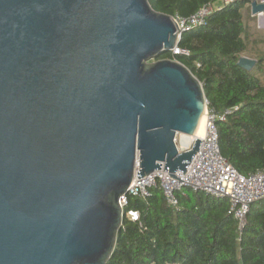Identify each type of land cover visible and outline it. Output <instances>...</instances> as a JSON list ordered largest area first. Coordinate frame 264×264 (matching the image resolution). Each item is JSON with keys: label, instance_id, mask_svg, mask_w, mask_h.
<instances>
[{"label": "water", "instance_id": "95a60500", "mask_svg": "<svg viewBox=\"0 0 264 264\" xmlns=\"http://www.w3.org/2000/svg\"><path fill=\"white\" fill-rule=\"evenodd\" d=\"M178 34L148 0H0V264H106L135 160L138 179L185 174L201 141L179 154L174 138L207 101L156 60Z\"/></svg>", "mask_w": 264, "mask_h": 264}, {"label": "trees", "instance_id": "16d2710c", "mask_svg": "<svg viewBox=\"0 0 264 264\" xmlns=\"http://www.w3.org/2000/svg\"><path fill=\"white\" fill-rule=\"evenodd\" d=\"M259 1L148 0L155 12L180 18L217 5L205 27L180 36L178 48L188 56L166 53L158 59L187 68L202 84L207 108L216 116L230 112L224 122H215L218 147L243 177L264 171V82L237 65L251 37L242 10ZM248 19L255 23L254 17ZM263 63L259 55L256 71H263ZM175 196L176 210L166 205L158 187L144 200L130 198L126 210L138 211L139 223L123 220L106 264H264V199L250 206L239 232L227 198L189 187Z\"/></svg>", "mask_w": 264, "mask_h": 264}, {"label": "built area", "instance_id": "2783aa9c", "mask_svg": "<svg viewBox=\"0 0 264 264\" xmlns=\"http://www.w3.org/2000/svg\"><path fill=\"white\" fill-rule=\"evenodd\" d=\"M228 1L223 0V3ZM216 7V4L204 6L188 18L172 17L179 28L178 38L180 39V36L185 32L205 27L208 17ZM171 54L173 56H188L186 51L178 47L172 50ZM229 113L226 111L222 115L216 116L206 106L204 134L200 139L199 149L186 167L184 175L182 172L176 171L174 176H169L168 170L164 171L162 165L160 170H155L152 174L138 179L139 161L135 160L132 183L127 193L118 201L123 212V220L132 223H139L140 220L138 211L126 210L130 198L144 200L148 197L151 188L158 187L163 194L166 205L176 210L178 201L175 193L184 187H189L194 191L204 193L206 196L227 198L230 210L237 221V229L239 232L242 231L250 206L254 202L264 199V171L243 177L221 156L215 122H224ZM195 140L194 136L176 134L174 144L177 152L180 154L190 151Z\"/></svg>", "mask_w": 264, "mask_h": 264}, {"label": "rangeland", "instance_id": "374dc122", "mask_svg": "<svg viewBox=\"0 0 264 264\" xmlns=\"http://www.w3.org/2000/svg\"><path fill=\"white\" fill-rule=\"evenodd\" d=\"M259 2H261V0ZM246 9L247 8L243 9L242 12H243L244 20L249 26L251 37L248 41V49L244 54H242L241 57L255 61V65L251 68L250 72L256 75L259 79H261L264 82V63H263V71L260 72V71H256L255 69L256 61L259 55L264 56V43H262V41L264 40V16L259 18L258 15H255L256 16L255 17L251 14L250 10L248 11ZM249 17H254L255 23L250 22V20L248 19ZM154 61L155 60H152L150 62H154Z\"/></svg>", "mask_w": 264, "mask_h": 264}, {"label": "bare ground", "instance_id": "6f19581e", "mask_svg": "<svg viewBox=\"0 0 264 264\" xmlns=\"http://www.w3.org/2000/svg\"><path fill=\"white\" fill-rule=\"evenodd\" d=\"M264 15L260 14L258 15V17H263ZM256 17V16H255ZM205 122H206V118H205V115L203 114L201 119H200V122H199V125L197 127V130H196V133H195V138L196 139H201L203 134H204V129H205Z\"/></svg>", "mask_w": 264, "mask_h": 264}]
</instances>
